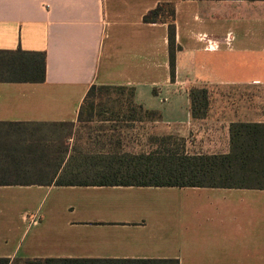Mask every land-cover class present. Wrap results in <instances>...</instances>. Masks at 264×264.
Masks as SVG:
<instances>
[{"label":"crops","instance_id":"0c3cea01","mask_svg":"<svg viewBox=\"0 0 264 264\" xmlns=\"http://www.w3.org/2000/svg\"><path fill=\"white\" fill-rule=\"evenodd\" d=\"M162 3L173 79L168 25L143 21ZM18 49L46 53V81L0 83V123H76L93 85L135 89L194 154L228 153L233 122L264 123L260 97L213 95L223 105L194 119L189 95L264 87V1L0 0V50ZM0 258L264 264V190L0 186Z\"/></svg>","mask_w":264,"mask_h":264},{"label":"trees","instance_id":"16d2710c","mask_svg":"<svg viewBox=\"0 0 264 264\" xmlns=\"http://www.w3.org/2000/svg\"><path fill=\"white\" fill-rule=\"evenodd\" d=\"M230 1V0H195ZM238 1V0H232ZM264 1V0H243ZM147 24H167L172 79L176 70V7L159 4L143 18ZM46 81V53L0 50V83L42 84ZM133 88L93 85L79 111L78 121L63 123H0V186H123L264 190V123L233 122L230 125V150L226 154H190L183 147L172 148L156 139L149 150L119 151L113 147L81 148L68 144L73 130L92 124L104 113L117 112L121 120L155 123L157 111L147 110L134 101L116 96H133ZM127 93V95H126ZM194 119L206 118L211 107V91L191 88ZM108 97V100H104ZM115 102V104L113 103ZM113 103V104H109ZM145 117H138L136 114ZM101 122H116L114 115ZM126 121V122H127ZM120 122V120H117ZM54 132L50 139L46 132ZM69 135L66 136V131ZM115 130V128L113 129ZM75 137V135H73ZM172 138V136H171ZM170 138V139H171ZM164 139V138H163ZM112 141V139H110ZM178 146L177 143L174 144ZM169 146V147H168ZM176 148V149H175ZM0 264H180L178 260H76L33 259L14 261L0 258Z\"/></svg>","mask_w":264,"mask_h":264},{"label":"rangeland","instance_id":"374dc122","mask_svg":"<svg viewBox=\"0 0 264 264\" xmlns=\"http://www.w3.org/2000/svg\"><path fill=\"white\" fill-rule=\"evenodd\" d=\"M132 94L133 96L130 98L127 96H121V97L116 96V97L110 98L109 100L112 101L114 100V98L115 99L121 98L124 101L130 100L136 103L135 89L133 90ZM213 95L214 96L219 95V96H223L228 99H234V100H238L239 97H244L243 95H245L247 100L250 99L249 97H252V98L260 97L264 101V87L262 88L247 87L243 89H232L231 88V89H224V90L215 89L213 91V94L211 91V96L213 97ZM104 98H105L104 100H108V97H104ZM113 103L115 104V102ZM113 103H109V104H113ZM222 105L211 102L212 107L214 106L220 107ZM101 114L106 116L105 118H107L109 115H114L113 118H114V121L116 122H108V123L101 122V120L103 119L102 117L104 116L96 117L95 121L92 122V124H89L86 126H80L77 129H74L72 136L66 140L67 143L74 144L76 138L77 139L79 138L77 145L81 148H86V149L89 148V149L95 150V149H102L103 147H106V148L113 147V148H117L119 151L139 153L142 150H149V148L152 145H155L156 139H161V144L164 141H166L170 145H173L171 146L172 148L176 147L178 149L184 146V148L187 151L189 150L191 152L190 154H194L192 153L191 149L194 151L197 150L194 143H191L192 141L190 140L189 142L187 139H184L182 137H178L175 135H169V134H163L162 131L160 130L159 124L149 123V122L146 123V122H140V121L129 122L125 119L124 121H122L121 116L124 115L123 113L120 114V118L118 117L117 112L113 114L111 113L107 114V113L101 112ZM136 115L142 118L145 117L139 113ZM117 120H120V122H117ZM114 128L115 130H113ZM45 130L49 134L50 139L54 138L53 136L54 132L50 133V128L46 127ZM67 135H69V130L66 131V136ZM73 135H75V137ZM110 139H112V141H110ZM175 143H177L178 146H175L174 145ZM191 144H192V147H191ZM4 178L10 179V180L14 179V178H10V176H3L0 174V179H4Z\"/></svg>","mask_w":264,"mask_h":264},{"label":"built area","instance_id":"2783aa9c","mask_svg":"<svg viewBox=\"0 0 264 264\" xmlns=\"http://www.w3.org/2000/svg\"><path fill=\"white\" fill-rule=\"evenodd\" d=\"M37 221V218L35 217V218H33V222H36Z\"/></svg>","mask_w":264,"mask_h":264}]
</instances>
